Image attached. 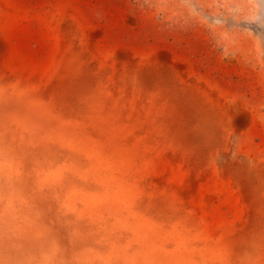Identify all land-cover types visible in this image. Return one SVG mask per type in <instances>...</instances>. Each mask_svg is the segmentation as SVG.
Here are the masks:
<instances>
[{"label": "rangeland", "instance_id": "1", "mask_svg": "<svg viewBox=\"0 0 264 264\" xmlns=\"http://www.w3.org/2000/svg\"><path fill=\"white\" fill-rule=\"evenodd\" d=\"M0 264H264V0H0Z\"/></svg>", "mask_w": 264, "mask_h": 264}]
</instances>
